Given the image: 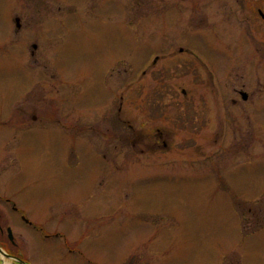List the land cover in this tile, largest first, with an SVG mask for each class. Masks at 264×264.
I'll use <instances>...</instances> for the list:
<instances>
[{"label": "rangeland", "instance_id": "1", "mask_svg": "<svg viewBox=\"0 0 264 264\" xmlns=\"http://www.w3.org/2000/svg\"><path fill=\"white\" fill-rule=\"evenodd\" d=\"M240 1L174 24V0H0V197L27 264H264V21ZM173 40L197 54L168 71Z\"/></svg>", "mask_w": 264, "mask_h": 264}, {"label": "flooded vegetation", "instance_id": "2", "mask_svg": "<svg viewBox=\"0 0 264 264\" xmlns=\"http://www.w3.org/2000/svg\"><path fill=\"white\" fill-rule=\"evenodd\" d=\"M160 3L164 2V5L167 4L165 3V0H159ZM177 5L180 4L181 8L179 6H174L171 9L168 10L167 13H165L166 15L163 17V20L166 17V20L169 22H173L174 24H177L178 22L184 21L188 18L186 15H188L189 13H187V11H191L194 10L196 8L197 3L195 2V0H174ZM216 2V6L219 10H227V2L228 0H215ZM240 2H242V9H248L250 8V11L253 13L254 16V20H262V22L264 21V0H241ZM252 7V10H251ZM186 11V12H184ZM249 11V12H250ZM171 12L173 14H171ZM184 12V13H182ZM221 14V12H218ZM217 13V14H218ZM198 23H197V29L202 27V24L204 23V19L200 18L197 19ZM179 23L183 24V28L185 31H187L189 34H193V29L187 25H185V23ZM170 42V41H168ZM185 41H171V43L168 45L171 48H176L178 49V53H175L176 51H173L171 54H173L172 56L166 58V69L168 71L173 70V69H177L180 68V64L179 61L177 60V58L183 57L184 56H196V52L192 49L187 48L188 45H185ZM175 53V54H174ZM154 55V54H153ZM151 55V57L153 56ZM149 56V58L145 61H143L141 63V66L139 69L136 70V72L134 73L135 75H147L149 73L148 69L151 67H153L154 65H156L159 62V57L155 54L152 58ZM197 59L201 62V64H203L204 66H206L207 69H209L208 67V63L205 60H202L201 57L197 56ZM190 64V63H189ZM190 70H192L191 67H189ZM133 72V71H132ZM173 72V71H172ZM125 73L126 75L131 74L130 71H125V72H121L120 74ZM210 75H214V72H210ZM185 93V92H184ZM237 93L239 94V96L241 97V99H243L244 101H249V93L246 92L244 89H241L239 91H237ZM62 105H57V108H60ZM121 111V110H120ZM160 113L162 115H160ZM158 114L160 115V118H165L166 114L164 113V111L160 110V112L158 111ZM165 114V115H164ZM177 116V111L176 114L175 112H173V117ZM34 119L36 120V117H34ZM111 132V131H110ZM159 141V140H158ZM160 142V141H159ZM167 144V143H165ZM3 201L4 198L0 197V249L6 253L8 256H11L14 259H11L15 264H27V260H26V256L23 252V250H21L18 247V244L15 243L14 238L11 239L9 237V233L8 231H5V227L3 224V219H4V207H3ZM16 207L14 206L13 209H15ZM254 222L252 224L254 225H262L264 223V216H260V215H255L254 217ZM28 222V221H27ZM252 227V226H251ZM6 232H7V238L6 237ZM7 240V241H6ZM4 256L3 254L0 252V264H4Z\"/></svg>", "mask_w": 264, "mask_h": 264}, {"label": "water", "instance_id": "3", "mask_svg": "<svg viewBox=\"0 0 264 264\" xmlns=\"http://www.w3.org/2000/svg\"><path fill=\"white\" fill-rule=\"evenodd\" d=\"M16 23H17V26L20 27V20L19 19H16ZM9 234H10V238L13 239V235H12V232L11 230L9 229ZM0 252L3 254L4 257H7V258H13L11 256H8L6 253H4L1 249H0ZM15 259V258H13Z\"/></svg>", "mask_w": 264, "mask_h": 264}]
</instances>
